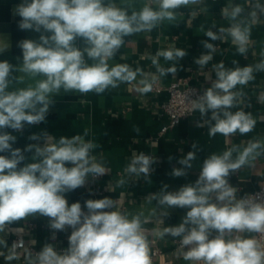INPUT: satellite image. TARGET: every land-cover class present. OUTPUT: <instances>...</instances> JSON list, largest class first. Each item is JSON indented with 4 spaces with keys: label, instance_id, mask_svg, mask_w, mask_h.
Masks as SVG:
<instances>
[{
    "label": "clouds",
    "instance_id": "9594fccd",
    "mask_svg": "<svg viewBox=\"0 0 264 264\" xmlns=\"http://www.w3.org/2000/svg\"><path fill=\"white\" fill-rule=\"evenodd\" d=\"M194 6L208 10L205 0H147L139 10L130 3L119 6L115 0H20L14 7L20 17L18 27L40 35L38 40L18 43L22 50L18 67L0 61V153H5L0 155V258L5 264H153L152 240L168 236L178 238L177 255L188 264H264V198L238 197V189L229 182L231 174L251 166L264 154V141L252 140L243 147L233 144L221 153L209 154L194 183L176 191H169L165 184L148 194L146 203L155 201V205L146 215L144 210L123 211L110 197L87 199L83 207L79 201L69 204L67 193L83 187L89 177L96 179L110 172L94 155L100 146L85 139L88 129L83 135L59 139L46 131L32 134L29 140L43 142L30 143L23 150L13 147L17 137L6 131H22L26 124L45 122L55 103L53 97L61 90L100 95L129 84L140 95L152 92L161 77L177 73L186 50L173 46L150 55L155 73L109 62L127 37L151 32L165 21L176 25L179 9ZM196 14L194 9L192 15ZM221 15L228 20L227 27L213 31L216 25L207 29L201 25L198 30L208 38L201 41L206 53L195 59L201 70L217 53L218 46L209 41L230 40L237 54L247 56L253 47L252 28L264 17V0H231ZM9 46L0 39V53ZM261 57L260 62L243 67L236 60L233 67H226L223 61L212 64L216 78L206 76L211 86L188 100L189 111L199 113L197 126L207 127L210 137L220 134L229 138L254 130L258 119L244 110L243 88L264 72V51ZM161 58L172 65L165 68ZM14 72L23 75L13 76ZM26 77L34 83L11 87L25 83ZM257 101L264 103V92L257 95ZM192 149L178 160L181 167L173 168V177L186 176L192 168L199 147L194 143ZM26 152L32 153L29 163H24ZM155 163V156L133 152L115 187L123 188L132 178L147 180ZM171 208L187 209L179 224L145 227L151 218L157 225H165ZM36 215L48 218L52 239L57 232L71 229L65 249L58 252L45 243L34 251L36 241L26 243L18 229V238L8 244L6 234L13 231L10 226Z\"/></svg>",
    "mask_w": 264,
    "mask_h": 264
},
{
    "label": "crops",
    "instance_id": "0c3cea01",
    "mask_svg": "<svg viewBox=\"0 0 264 264\" xmlns=\"http://www.w3.org/2000/svg\"><path fill=\"white\" fill-rule=\"evenodd\" d=\"M115 2L119 6L130 3L133 9L139 10L147 0H115ZM230 2L231 0H205L207 11L199 10L204 6L182 7L179 9L176 25L165 21L151 32H141L127 37L125 45L109 63H127L133 69L140 67L145 72L155 73L149 56L155 55L159 49L174 46L186 50L187 55L178 62L177 73L174 76L168 74L161 77L159 83L167 86L188 78L192 85L205 90L211 86V81L206 76L210 74L212 80L216 78L214 72H211L212 64L223 61L226 67H233L232 61L236 60L243 67L260 62L261 52L264 51V17H261L252 28L253 47L250 48L247 56L237 54L230 40L222 43L209 41L218 46L213 61L203 70L195 63V59L207 51L201 41L208 38L198 31L199 28L201 25L206 29L216 25V28L212 29L216 31L220 26L227 27L229 22L221 15V10ZM234 2L243 3V0H234ZM19 3L20 0H0V39L10 45L7 50L0 53V61L7 60L17 67L22 61V50L18 43L24 39L38 40L40 35L35 31L21 30L18 27L20 17L14 13V7ZM194 9L197 12L195 16L192 15ZM77 44L82 46L80 40H77ZM160 63L165 68L172 65V62H165L163 58L160 59ZM12 75L20 76L23 73L14 72ZM263 81L264 72L257 73L255 79L243 88L246 93L244 110L250 111L258 119L254 130L246 135L237 133L225 138L217 134L215 137H210L207 127L197 126L200 119L198 112L183 119L173 129L160 134L163 126L168 122L162 109V104L168 98L167 91L161 93L152 91L140 95L134 90L133 85L129 84H121L118 88L100 95L93 92L65 93L61 90L53 97L55 103L50 106L45 122L36 125L26 124L22 131L12 129L6 131L17 137L13 147L23 150L30 143L43 142L29 140L32 134L39 135L46 131L59 139L60 136L83 135L85 129H88V136L85 139L100 146L95 150L94 155L98 160H103L110 172L96 179L89 177L83 187L67 193L69 204L79 201L83 207L87 199L110 197L119 202L123 211L136 213L144 210L147 215L148 209L155 205V201L152 205L146 203L145 197L148 194L158 192L165 184L168 185L169 191H176L185 184L194 183L203 160L209 154L221 153L233 144L243 147L252 140L264 141V103L257 101ZM32 83L34 80L26 77L25 83H13L11 87H26ZM136 128L139 129L138 132ZM194 143L198 145L199 150L196 159L192 162V168L187 170L186 176L173 177L171 175L173 168L181 167L178 160L193 150ZM133 152L137 154L143 152L157 158L152 175L147 180L142 177L138 182L135 178L129 179L123 188H117L116 181L124 176L123 169ZM4 154L0 153V155ZM24 154L26 157L24 163L31 162L32 153ZM229 182L238 189V197L256 191L264 184V154L252 161L251 166H245L231 174ZM108 187L114 190L109 191ZM186 211L187 209L171 208L170 215L164 218L165 225H157L155 218H151L145 227L152 229L157 226L177 225ZM48 224V218L40 215L17 221L10 226V229H13L12 233L6 234L8 244L11 245L12 240L18 238L15 231L18 229L26 243L31 240L36 241L34 251H39L45 243H51L58 252H61L68 246L67 237L71 229L57 232L56 238L52 239V230ZM177 240L178 238L174 239L170 236L163 240H152L153 264H188L177 255ZM0 264H5L3 258H0ZM12 264H20V262L14 261Z\"/></svg>",
    "mask_w": 264,
    "mask_h": 264
},
{
    "label": "built area",
    "instance_id": "2783aa9c",
    "mask_svg": "<svg viewBox=\"0 0 264 264\" xmlns=\"http://www.w3.org/2000/svg\"><path fill=\"white\" fill-rule=\"evenodd\" d=\"M153 91L156 93L167 91L168 93L167 100L162 104L163 112L168 118V122L160 131V134H164L176 127L183 119L194 115L189 111L190 104L187 102L189 99H195L198 95H201L204 90L192 85L188 78H183L167 86H163L158 82ZM261 92H264V81L261 85ZM249 195L264 198V184ZM16 239H13L12 242ZM176 247L179 248V240L176 242Z\"/></svg>",
    "mask_w": 264,
    "mask_h": 264
}]
</instances>
